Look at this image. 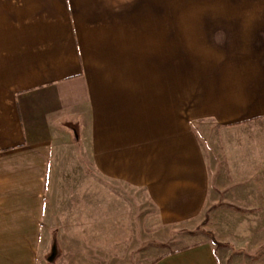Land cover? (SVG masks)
I'll use <instances>...</instances> for the list:
<instances>
[{
	"label": "crops",
	"instance_id": "0c3cea01",
	"mask_svg": "<svg viewBox=\"0 0 264 264\" xmlns=\"http://www.w3.org/2000/svg\"><path fill=\"white\" fill-rule=\"evenodd\" d=\"M192 94L198 117L264 118V0H0V242L109 229L120 186L197 226L215 193L181 113ZM221 259L206 239L152 264Z\"/></svg>",
	"mask_w": 264,
	"mask_h": 264
},
{
	"label": "rangeland",
	"instance_id": "374dc122",
	"mask_svg": "<svg viewBox=\"0 0 264 264\" xmlns=\"http://www.w3.org/2000/svg\"><path fill=\"white\" fill-rule=\"evenodd\" d=\"M193 95L184 99L181 113L206 156L210 193H215L197 226L162 223L145 193L140 209L134 193L120 186L115 190L122 194L110 202L109 229L97 225L92 233L87 219L74 226L64 218L52 241L38 242L34 251L23 242H0V264H152L206 239L216 244L222 264H264V118L229 125L254 116L245 105L231 112L221 106L218 115L198 117L199 99Z\"/></svg>",
	"mask_w": 264,
	"mask_h": 264
}]
</instances>
